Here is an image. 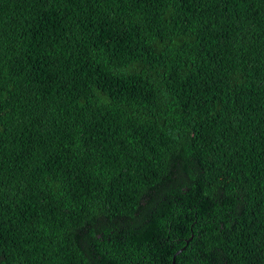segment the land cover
<instances>
[{
    "label": "trees",
    "instance_id": "16d2710c",
    "mask_svg": "<svg viewBox=\"0 0 264 264\" xmlns=\"http://www.w3.org/2000/svg\"><path fill=\"white\" fill-rule=\"evenodd\" d=\"M264 264V0H0V264Z\"/></svg>",
    "mask_w": 264,
    "mask_h": 264
},
{
    "label": "water",
    "instance_id": "95a60500",
    "mask_svg": "<svg viewBox=\"0 0 264 264\" xmlns=\"http://www.w3.org/2000/svg\"><path fill=\"white\" fill-rule=\"evenodd\" d=\"M172 264H175V263H174V259L172 260Z\"/></svg>",
    "mask_w": 264,
    "mask_h": 264
}]
</instances>
